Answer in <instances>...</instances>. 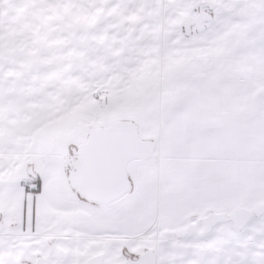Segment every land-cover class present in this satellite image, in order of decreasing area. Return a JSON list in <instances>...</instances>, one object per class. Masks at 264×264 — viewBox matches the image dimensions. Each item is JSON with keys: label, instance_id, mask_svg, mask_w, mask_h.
Here are the masks:
<instances>
[{"label": "crops", "instance_id": "crops-1", "mask_svg": "<svg viewBox=\"0 0 264 264\" xmlns=\"http://www.w3.org/2000/svg\"><path fill=\"white\" fill-rule=\"evenodd\" d=\"M47 1L0 0V264H264V0Z\"/></svg>", "mask_w": 264, "mask_h": 264}, {"label": "water", "instance_id": "water-1", "mask_svg": "<svg viewBox=\"0 0 264 264\" xmlns=\"http://www.w3.org/2000/svg\"><path fill=\"white\" fill-rule=\"evenodd\" d=\"M150 148L147 147L146 144L135 142L133 148H128L124 153V157L132 156V155H141L147 153ZM250 212L245 209H240L238 213H234V220L236 221L237 226H243L246 221L248 220ZM222 219L220 216H213L209 220L206 219V230L210 229V227L217 222L218 220ZM102 256H96L88 260L86 264H101ZM154 263V254L150 250H146L141 253L136 259L127 258L124 262L120 264H153Z\"/></svg>", "mask_w": 264, "mask_h": 264}, {"label": "rangeland", "instance_id": "rangeland-1", "mask_svg": "<svg viewBox=\"0 0 264 264\" xmlns=\"http://www.w3.org/2000/svg\"><path fill=\"white\" fill-rule=\"evenodd\" d=\"M14 1H15V0H14ZM49 2H50V0H48V1L45 3L46 7H45V5H44L45 8L43 7L44 10H45V12H47V14H48V12H51V11H52V10H51L52 4H50ZM38 11H39V13H41L39 9H38ZM28 15H33V11H32L30 8H28ZM14 16H15V15H14ZM2 18H3V14L0 12V31H2L3 24H4ZM12 26H14V25H12ZM13 30H14V29H13ZM8 35H9V34H8ZM20 42H21L20 40L17 41L18 44H20ZM48 91L51 93L52 89L50 88ZM46 94H47V93H46ZM29 187H30V186H29Z\"/></svg>", "mask_w": 264, "mask_h": 264}, {"label": "trees", "instance_id": "trees-1", "mask_svg": "<svg viewBox=\"0 0 264 264\" xmlns=\"http://www.w3.org/2000/svg\"><path fill=\"white\" fill-rule=\"evenodd\" d=\"M23 182V181H22Z\"/></svg>", "mask_w": 264, "mask_h": 264}]
</instances>
